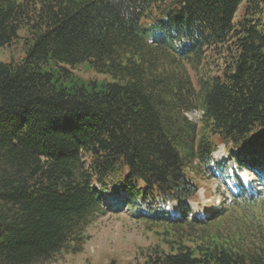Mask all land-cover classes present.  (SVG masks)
Segmentation results:
<instances>
[{"label": "trees", "instance_id": "16d2710c", "mask_svg": "<svg viewBox=\"0 0 264 264\" xmlns=\"http://www.w3.org/2000/svg\"><path fill=\"white\" fill-rule=\"evenodd\" d=\"M21 30L25 54L0 62V264L81 253L110 183L165 235L191 224L190 174L220 144L225 173L253 169L264 184V0H0V48ZM167 49L198 64L227 51L201 80V131L178 97L191 82L157 68ZM83 62L113 81L65 67ZM140 253L136 264H264L263 248L218 241L165 238Z\"/></svg>", "mask_w": 264, "mask_h": 264}, {"label": "rangeland", "instance_id": "374dc122", "mask_svg": "<svg viewBox=\"0 0 264 264\" xmlns=\"http://www.w3.org/2000/svg\"><path fill=\"white\" fill-rule=\"evenodd\" d=\"M243 7L239 10L237 19L240 18ZM26 36V31L21 30L18 41L0 48V62H19L25 54ZM218 51L219 49L214 53L208 52L206 59L199 64L183 59L170 49L159 52L156 58L159 72L174 76L176 81L183 75L184 81L191 82L193 90L181 89L178 97L187 108L183 115L197 124L199 131L204 125L201 80L217 74L216 66L222 67L228 57L227 51H222L221 54ZM65 67L72 72V76L83 81H113L109 75L98 74L88 62ZM227 151L228 147L220 144L211 155L210 164L195 161L197 169L190 176L200 189L192 204L194 214L188 217L191 224L183 223L178 230L165 235L163 228L154 225L147 218L136 217L134 214L137 209L120 207V198L125 197L126 192L110 183L108 191L104 193L107 203L103 202L100 212L86 221V242L82 252L71 254L64 251L50 264H136L141 260V250L162 243L165 238L183 239L192 244L196 241L228 242L243 250L264 249V184L258 181L253 169H231L229 173H225L221 164L229 158ZM239 186L243 188L240 192L237 190ZM212 212L221 214L209 222H199L200 217H208Z\"/></svg>", "mask_w": 264, "mask_h": 264}]
</instances>
